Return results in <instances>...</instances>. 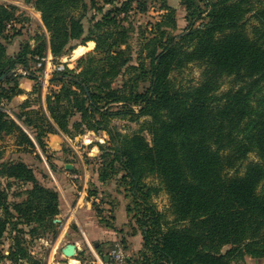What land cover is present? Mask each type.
<instances>
[{
    "label": "trees",
    "instance_id": "obj_1",
    "mask_svg": "<svg viewBox=\"0 0 264 264\" xmlns=\"http://www.w3.org/2000/svg\"><path fill=\"white\" fill-rule=\"evenodd\" d=\"M116 1L120 0L105 1L112 8L87 32L85 20L90 10H104L95 8V0L92 8L86 0H33L43 31L37 34L34 48L25 43L12 57L3 41L9 37L8 28L19 19L18 8L0 3V140L16 137L19 144L32 149L38 146L47 153L44 137L50 134L73 135L71 128L78 135L107 132L114 155L103 157L113 156L109 167L113 174L123 172L122 181L129 185L141 213L143 251L139 259H128L126 264L264 260V4L256 6L255 0H183L191 21L188 32L173 35L162 31L160 38L147 43L148 65L143 61L132 66L140 71L132 83L150 82L143 94L133 85L128 93L113 87L131 62L126 34L117 36L123 33L118 15L128 12L134 0H123L121 6H115ZM147 9L146 1L138 4L140 13ZM247 14L259 23L253 37L246 29ZM201 19L207 21L193 28ZM90 41L95 42L96 53L80 60L78 67H84V73L65 68L54 71L50 83L61 89L50 92L45 105L40 102L35 110L28 99L21 113L11 110L12 116L9 114L7 107L23 94L18 68L38 82L39 75L32 68L39 61L50 53L60 60ZM84 49L80 47L76 53L82 55ZM193 62L203 67V80L196 87L177 88L172 72ZM224 76L233 77L240 87L221 96L217 92ZM40 89L36 86L34 93L39 95ZM118 103L139 106L138 116L151 118V143L141 134L114 133L110 118L128 111L114 112L112 107ZM76 115L81 118L71 127ZM252 153L259 160L248 163L240 174ZM232 169L235 174L230 173ZM1 170L9 180L33 187L15 204L0 189V242L7 233L12 241L7 256L0 251V263L45 264L28 251L26 237L47 232L58 237L55 219L61 213L60 193L40 184L23 162L4 164ZM99 176L104 182L109 178L106 172ZM150 176L158 177L165 188L175 215L172 223L164 221L151 201L160 189L146 182ZM94 247L101 253L102 243L95 242Z\"/></svg>",
    "mask_w": 264,
    "mask_h": 264
},
{
    "label": "rangeland",
    "instance_id": "obj_2",
    "mask_svg": "<svg viewBox=\"0 0 264 264\" xmlns=\"http://www.w3.org/2000/svg\"><path fill=\"white\" fill-rule=\"evenodd\" d=\"M105 1L95 0V8H104V10L99 12L94 9L90 10L85 20L87 32L93 27L95 20L101 19V15L112 8ZM142 1L147 2L148 9L146 12L140 13L138 4ZM255 1L256 6L264 4V0ZM86 2L92 8V0H86ZM123 2V0L116 1L115 6H121ZM0 3L6 7L14 5L18 8L16 15L19 16V19L12 23L13 27L8 28L9 34L7 35L9 37L3 41L5 46L8 47L9 56H15L25 43H28L34 48L37 34L43 31V21L41 20L40 12L34 8L33 0H0ZM251 14H247L248 23L246 29L250 37H253L254 27L259 23ZM168 15H171V18L169 17L166 21L168 24L164 25V19ZM187 15L188 10L183 4V0H134L128 12L119 14L118 18H120V24L122 26L119 30L123 31V33L118 32L117 36L122 38V35L126 34L125 40L130 46L131 62L129 69L126 68L125 72L115 80L113 87L123 89L128 93L130 87L133 85L137 86L136 91L144 94L149 89L150 82L146 81L142 84L132 83L133 78H136V75L140 73V71L134 70L132 66L137 67L143 61L148 65L149 50L146 49L147 43L153 37L160 38L162 31L170 32L173 35L188 32L191 28V21ZM206 21L202 19L196 21L193 28L202 26V23ZM161 39L165 41L166 37H162ZM127 43L123 45L124 49L127 48ZM80 47L87 48L82 51V55L76 53V50ZM77 49L57 61L51 55L48 62L43 60L39 61L32 68L33 72L39 75V81L32 82L33 92L28 97L33 109L37 110L40 102L45 105L46 96L50 92L61 89V86L58 84L50 83L55 73L54 71H56L55 67L64 65L65 69L74 70L78 73L85 72L84 67H78L79 62L82 58H87L90 53H96V44L95 42H90L89 45L79 46ZM39 63H42V65L39 66ZM203 71V67L197 62L186 63L174 70L171 78L177 88L186 89L196 87L203 80ZM17 72L18 74H22V78L19 79L20 84L26 83L27 81L23 79L27 78V75L20 68L17 69ZM47 73H49V77ZM126 83L128 84L126 85ZM36 86H40L41 88L39 95L34 93ZM239 87L240 82L235 81L233 77L224 76L220 80V88L217 94L222 96L223 93ZM262 93L264 94V87ZM28 99L21 101L19 96L15 97L13 103L7 107L9 114L12 116L11 110L21 113L23 110L21 106ZM129 108H132L135 113L129 112ZM112 109L114 112L128 110L127 114L110 118L109 125L114 130V133L127 136L141 134L149 143L152 142V136L149 131L151 118L149 116H138L139 106L131 105L129 107L127 103H118L113 105ZM80 118V115L73 117L70 121L71 127ZM71 129L73 135L58 133V136L61 138L60 145L53 144L52 142L50 144L49 136L44 137L45 151L47 153H44L38 146L36 149H32L25 144H19L16 137L9 136L3 138L0 140V171L2 172L1 169L4 164L23 162L32 169L40 184L55 188L60 192H62V186L66 187V183L72 180L76 185V192L73 194L72 202H76L75 198L79 196V192L87 188L85 200L92 204L99 224L117 233L114 234V238H108L102 243L101 253L108 255L117 243L122 242L128 254V259L133 261L139 259L144 245L143 230L138 222V216H141V213H139V209L135 205L129 185L122 181L123 172L117 175L113 174L109 167L113 156L103 157L106 153L114 155L109 135L104 131H87L82 135H78L79 133L77 131L73 128ZM29 134L32 135L30 132ZM258 160L257 155L252 153L249 156V160L240 168L239 173L244 174L245 166L251 161ZM235 171L236 169H232L230 173L235 174ZM1 172L0 189L4 190L8 195L9 203L15 204L22 202L26 198V190L31 189L33 185L19 180H9ZM104 172L109 174L106 182L102 181L99 176L100 173ZM146 182L150 186L160 189L158 193L153 194L151 201L155 203L157 209L163 214L164 221L166 223H172L175 215L171 210V201H169L163 184H161L159 178L156 176L148 177ZM129 208H132V210L129 211ZM116 216L117 224L115 223ZM56 220H59V222H56ZM64 222L63 217L60 215L55 219V223L59 225L57 227L59 235L56 239L53 238L52 232H47L45 235L42 234L36 238L28 235L25 244L28 251L33 256L44 261L45 264H69L70 259L66 257L64 259L61 258V246H58V240L63 236V232L65 231ZM122 222L123 224H121ZM76 229L78 231L80 230L78 228ZM78 237L81 238L84 245L82 244L80 246L76 257H74L77 261L76 264H102L100 258L103 259V256L94 247V242L91 241L89 244L81 231H79ZM11 242V237L7 233L0 242V251L4 252L2 253L3 255H8L7 251L10 249ZM226 250L227 248L224 251ZM0 264H13V262L3 261ZM241 264H264V260H255L248 257Z\"/></svg>",
    "mask_w": 264,
    "mask_h": 264
},
{
    "label": "crops",
    "instance_id": "obj_3",
    "mask_svg": "<svg viewBox=\"0 0 264 264\" xmlns=\"http://www.w3.org/2000/svg\"><path fill=\"white\" fill-rule=\"evenodd\" d=\"M89 43L87 44L89 45ZM48 56L49 57L47 59H50L51 53ZM23 80H26L27 82L20 84V88L23 90V94L19 95V99L21 101L28 99L29 95L33 92V80L28 78H24ZM50 142L60 145L61 138L58 134H50L49 143ZM75 186V182L70 180V182L68 181L66 183V187L62 186V192L59 191L61 196L60 216L63 217V221H65V231L63 232V236H61L58 240V246H61L60 256L62 259L65 257L62 255V249L68 245L69 242L76 244L77 250L79 251L80 246L83 244L81 238L78 237L79 231L84 234L89 244L91 241L94 243H103L108 238H114V234H117L113 230L102 227L99 224L98 217L95 214V211H93L92 204L85 200L87 188H84L82 192H79V196L75 198L76 202H72L73 194L76 192ZM123 222L121 224H123ZM115 223L117 224V216ZM76 228L80 230L78 231Z\"/></svg>",
    "mask_w": 264,
    "mask_h": 264
},
{
    "label": "built area",
    "instance_id": "obj_4",
    "mask_svg": "<svg viewBox=\"0 0 264 264\" xmlns=\"http://www.w3.org/2000/svg\"><path fill=\"white\" fill-rule=\"evenodd\" d=\"M43 61H49V59H44ZM42 63H39V66H41ZM65 68L64 65H60L58 67H55V70L58 71H63ZM48 77H49V73ZM46 74V76H47ZM108 255L110 256V261L109 262H105L104 259L100 258L102 261V264H126L127 260H128V254L126 253L124 244L121 243H117L113 249L108 253Z\"/></svg>",
    "mask_w": 264,
    "mask_h": 264
},
{
    "label": "water",
    "instance_id": "obj_5",
    "mask_svg": "<svg viewBox=\"0 0 264 264\" xmlns=\"http://www.w3.org/2000/svg\"><path fill=\"white\" fill-rule=\"evenodd\" d=\"M2 79H0L1 81ZM56 222H59V220H56ZM77 246L74 243L69 242L68 245H66L63 249H62V255L65 256L67 259H70L71 261L69 262V264H74L72 261H76L74 259V257H76L77 255ZM105 262H109L110 261V256L106 255L104 258Z\"/></svg>",
    "mask_w": 264,
    "mask_h": 264
},
{
    "label": "bare ground",
    "instance_id": "obj_6",
    "mask_svg": "<svg viewBox=\"0 0 264 264\" xmlns=\"http://www.w3.org/2000/svg\"><path fill=\"white\" fill-rule=\"evenodd\" d=\"M74 264H76L77 261H72Z\"/></svg>",
    "mask_w": 264,
    "mask_h": 264
}]
</instances>
